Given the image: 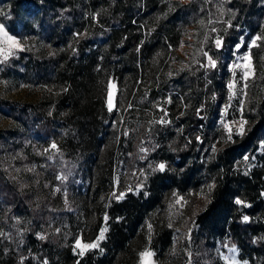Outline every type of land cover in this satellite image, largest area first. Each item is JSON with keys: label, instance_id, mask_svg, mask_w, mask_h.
Segmentation results:
<instances>
[{"label": "rangeland", "instance_id": "374dc122", "mask_svg": "<svg viewBox=\"0 0 264 264\" xmlns=\"http://www.w3.org/2000/svg\"><path fill=\"white\" fill-rule=\"evenodd\" d=\"M72 1L77 19L67 13L71 11L67 0H61L65 7L58 8L56 17L60 25L67 26L65 31L72 32L74 40L68 46L71 49L91 36V17H94L93 28H102L97 16L88 9L90 0ZM157 1L156 12L140 22L139 16L134 20L137 23L133 25L143 33L142 44L145 36L156 33L158 24L169 21L179 6L195 3L196 9L182 17L186 24L178 25L182 29L179 44L166 54L156 84L146 82L141 76L129 93L126 85L120 88L115 79L110 80L106 106L109 111L111 91L113 109L109 115L113 117L111 120L109 116L106 122L100 167L106 165L111 148L115 149V159L110 182L105 187L99 186L98 168L93 166L94 177H89L85 159H80L82 155L66 158L57 144L30 136L22 125L0 111V253L3 258L14 253L16 264L29 261L52 264L50 256L44 261L40 258L46 247L54 254L70 251L75 264H98L109 256L115 225L125 220L111 213L113 206L132 199L144 206L152 196L151 181L162 175L170 189L139 225L151 243L147 248L154 252L155 264H188L189 261L191 264H228L226 258L232 256L239 264H264V251L257 253L259 243L264 244V39L257 41V46H250L256 36L264 37V0ZM44 5L45 0H0V24L23 46V51H16L0 63V103L28 110L45 103L46 117H50L56 111L55 99L60 93L51 85L50 73L38 79L35 61L49 66L51 58L66 51V46L61 39L52 44L41 28ZM50 13L53 15L54 10L50 9ZM75 20L79 26L72 25ZM148 22L151 25L146 31ZM216 37L223 40L219 49L214 43ZM205 51L215 58V68L200 67L201 63L207 64ZM249 53L254 75L246 81L247 88L243 89L246 95L232 99L227 115L222 116L229 104L228 84L233 80V72L238 92L245 83L240 79L242 69H233V65L243 63L239 58ZM163 55L164 52L156 53L159 58ZM110 84L115 87L111 88ZM241 116L247 121L244 134L236 135L239 124H234L233 135L228 139L221 120L239 121ZM161 118L167 122L160 123ZM52 144L57 147L51 148ZM243 146L244 152L238 153ZM141 147L147 153L141 152ZM228 151L238 152L225 169L221 160ZM160 163L165 164L162 172L158 169ZM246 180L256 187L248 189ZM228 183L238 191L231 200L225 195ZM4 184L16 185L20 192L26 193L30 214H11V208L3 202L7 197L2 188ZM114 192L116 196L124 195L117 199ZM83 197H88L92 204L88 215L80 207ZM178 197L181 200L177 204ZM237 199L243 203L237 204ZM226 200L231 201L227 209L223 208ZM212 206L220 217L217 215L218 219L211 220L209 227L213 226V232H210L204 227L208 219L202 221V217L211 212ZM100 208H103L102 222L94 241L106 228L104 239L99 241L98 248L80 255L75 241L87 243L83 235L91 234L89 224L98 220ZM150 216L168 225L172 233L169 244L155 243L158 228ZM233 227L238 232L248 230L242 241L232 231ZM248 243L253 245L250 247ZM232 248L236 249L235 253L230 251Z\"/></svg>", "mask_w": 264, "mask_h": 264}, {"label": "trees", "instance_id": "16d2710c", "mask_svg": "<svg viewBox=\"0 0 264 264\" xmlns=\"http://www.w3.org/2000/svg\"><path fill=\"white\" fill-rule=\"evenodd\" d=\"M142 1L90 0L88 9L95 14L94 16H97L102 28H93L92 18L94 17H91L89 22L92 26L89 31L91 36L82 39L76 47L71 49L68 46L69 41L74 40L72 32L65 31L67 26L60 25L56 19L58 8L64 9L65 6L62 5L61 0H45L43 13L40 17L41 28L46 32L52 44L56 45L61 39L66 46V51L51 58L49 66H44L35 61L34 68L38 71L36 72L38 79L47 73L51 74V85L56 86L60 93L55 99L56 111L50 117H46L47 105L45 103L38 107L33 106L30 110L25 107H15L8 103H0V111L22 125L30 136L45 142H54L59 150L63 151L66 158L82 155L80 159H85L90 178L94 177V168H98L100 188L105 187L110 182L115 159V149L111 148L106 156V165L100 167L104 132L108 128L106 122L111 117L106 106L110 80L115 79L120 88L126 85L129 93L138 85L141 76L142 78L144 76L146 82L150 81L156 84L160 72L159 67L165 61L166 54H169V50L176 48L179 44L182 29H179L178 25L180 22L186 24L182 17L196 9L195 3L179 6L175 14L170 16L169 21L162 20L158 24L157 34L148 33L142 44L143 33L138 31L137 26L133 25L137 23L134 20L138 16L139 22L149 17L150 13L156 12L159 3L157 0ZM67 2L71 8V11L68 10L67 13L77 19V9H75L73 1L67 0ZM50 9L54 10L53 15L50 13ZM150 23H145L146 31H148ZM72 25L79 26V23L75 20ZM124 39L125 41L122 42ZM157 52H164L163 57L156 56ZM239 150L236 152H244L245 147H240ZM236 152L228 151L222 157L223 168L227 169V163L237 154ZM165 178L162 175L153 178L151 181L152 196L144 202V206H141L140 201L136 199L119 206H113L111 213L114 216L117 214L125 220L115 225L110 236L109 256L98 264H137L139 253L151 244L147 242L145 229L140 231L139 225L169 191L170 187L166 184ZM221 179L219 180L220 183H222ZM256 180L259 184V180ZM232 183H228L229 187L227 186L228 188L226 187L225 190V195L229 196L230 200L238 192ZM245 183L250 190L256 187L249 180H246ZM2 188L6 190L7 194L3 202L11 208L12 215L30 214L26 193L20 192L18 187L13 184H4ZM219 188L221 190L222 186L220 185ZM230 200L223 201V208L231 207ZM91 206L88 197L81 199L80 207L85 214L88 215ZM214 208L212 206L211 212L202 217V221L208 219L204 227H207L210 232H213V226L209 227L211 220L217 218L216 216L219 214V211H213ZM98 213V220L89 224L92 227L91 234L85 232L83 235L84 242H93L98 235L103 208H100ZM218 216L220 217V215ZM150 219L158 228L155 243L159 246L169 244L172 233L168 225L166 223L161 224L159 218L150 216ZM237 230L235 227L232 228V231L242 241L243 234L248 230H240L239 232ZM29 238L34 242L33 237L30 236ZM30 244L35 245V243ZM248 244L250 247L253 245L252 243ZM257 249L258 252L255 251L257 253L264 251V244L259 243ZM14 251L13 248L12 252ZM12 255L3 258L2 253H0V264H16V255L14 253ZM47 255L50 256L52 264H75L70 251L54 254L51 250H46L45 247V251L40 256L41 260L44 261ZM56 259L58 261H55ZM31 262L29 261L27 264H33Z\"/></svg>", "mask_w": 264, "mask_h": 264}, {"label": "snow or ice", "instance_id": "6c2138e0", "mask_svg": "<svg viewBox=\"0 0 264 264\" xmlns=\"http://www.w3.org/2000/svg\"><path fill=\"white\" fill-rule=\"evenodd\" d=\"M228 27H231V25L229 24ZM213 32L216 31L215 28L212 29ZM264 39V37L262 36H256L254 39L251 40L250 42V46L251 47H255L257 46L256 42L259 40ZM214 43L216 48H220L223 44V40L221 37H216L214 38ZM239 45H237V49H239ZM16 51H23V46L21 44V42L15 38L14 36L9 35V33L7 31H5V27L3 24H0V63L7 61L10 57L15 55ZM203 55L205 57H207V64L205 65L204 63L200 64V67H212L215 68L216 67V60L214 57L210 56L208 54L207 51L203 52ZM241 61H243V63H235L233 65V69H242V75H241V80L245 81V83L243 84L241 90L238 92L236 90V84L237 81L235 80V72H233V80L228 84V90L230 93L229 96V104L225 106L224 112L222 113V116H226L227 115V109L228 107H231V100L232 99H236L238 96L243 97L244 95H246V93L243 91V89L247 88V79L250 76L254 75V69L252 66V57L249 54L243 55L239 58ZM111 88H114L115 85L114 84H110ZM108 108L109 111H111L113 109V101H112V92L109 91L108 93ZM239 110L241 112V114L243 113V102L241 100L240 106H239ZM166 115V113H165ZM160 123H166L167 121H165L163 118H161V120L159 121ZM222 125H224V127L227 130L228 133V139H231L232 135H233V127L232 125L234 124H239V127L235 130V134L236 135H240L242 136L244 134V125L247 123L246 120L243 119V117L241 116V119L239 121H231V122H225L223 119L221 120ZM57 146L55 144L51 145V148L55 149ZM141 152L143 153H147V149L144 147H141L140 149ZM211 151H215V146L213 145ZM245 159H247V157H245ZM158 169L162 172L165 170V164L160 163L158 165ZM57 191H60V189H56ZM123 193H120L119 196H116V193H113V196H116L117 199H121L123 197ZM181 198H177L175 203H180ZM237 204H241L243 203L241 200L237 199L236 200ZM105 220H107V216L105 217ZM244 220L247 221L248 217L245 216ZM171 226V225H169ZM107 231V229H102L100 231V234L97 238L96 241L90 242V243H82V241L80 239H76L75 241V249H80L79 254L83 255L84 252L86 250H90V249H96L99 247V241L104 239V233ZM190 236V233H189ZM41 239H43V237H41ZM230 251L232 253L236 252L235 248L230 249ZM154 252L150 249V248H146L144 251H141L139 253V264H155L154 261ZM228 264H239V261H237L235 259V256L232 257H227L226 258ZM188 264H191V262L189 261ZM244 264H247V262H244Z\"/></svg>", "mask_w": 264, "mask_h": 264}]
</instances>
